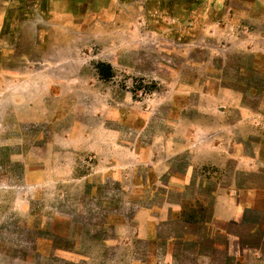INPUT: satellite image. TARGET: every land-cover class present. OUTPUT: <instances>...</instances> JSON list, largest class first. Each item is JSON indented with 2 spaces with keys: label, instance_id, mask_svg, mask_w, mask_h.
<instances>
[{
  "label": "rangeland",
  "instance_id": "374dc122",
  "mask_svg": "<svg viewBox=\"0 0 264 264\" xmlns=\"http://www.w3.org/2000/svg\"><path fill=\"white\" fill-rule=\"evenodd\" d=\"M99 15L46 34L37 16L8 19L26 34L0 64V264H264V179L249 172L264 171V24L220 0H114ZM236 148L251 160H230ZM187 164L207 184L190 216L251 207L218 223L237 240L170 252L161 238L182 227L146 225L167 170Z\"/></svg>",
  "mask_w": 264,
  "mask_h": 264
},
{
  "label": "crops",
  "instance_id": "0c3cea01",
  "mask_svg": "<svg viewBox=\"0 0 264 264\" xmlns=\"http://www.w3.org/2000/svg\"><path fill=\"white\" fill-rule=\"evenodd\" d=\"M219 1V0H217ZM225 1L226 7L233 16H240L241 18H249L256 16L258 20L264 24V0H220ZM100 2L110 3L114 0H0V64L3 59L9 57L8 54H4V51L12 50L17 44L20 45L24 42L23 36L26 34L24 27L19 28L18 23L10 18L24 19L25 17L37 16L40 19H44V24L39 29L40 32L53 33L55 30L62 29V26L57 25L67 21L70 24L75 23L76 19H85L90 16H98L100 14ZM30 8H27V7ZM31 15V16H30ZM100 16V15H99ZM46 19V20H45ZM72 27L69 28L71 30ZM263 33V32H262ZM264 34V33H263ZM15 48V47H14ZM235 151H239L237 154L229 155L230 160H237L239 162H246L251 158L242 151L241 148H236ZM195 164H187L186 168L182 172H173L167 170L168 181L160 182L162 191L161 203L158 205H151L150 208L154 212H149L146 215V225L152 224L153 228L161 226L180 225L183 229L180 234H172L169 232L165 237L161 238V243L169 244L170 252L176 242L183 243H197L200 246L207 240H214L218 236H224L228 240H237L236 236H233L230 232L224 228L218 226L219 221L224 223H238L240 218V212L245 209H251L249 205L239 204V207H235L236 210L232 215L227 217H220L217 213L214 214L210 219L196 216L192 217L187 211V195L193 189H199L200 187H206L207 184L205 179H201L196 171ZM262 179H264V171H252ZM149 179L147 186H150L149 190L154 191L156 182H152L151 179L155 174L156 170H150ZM245 174H249L248 171ZM259 184V183H257ZM254 188L255 194L264 193V186H251ZM148 188V187H147ZM249 194V192H248ZM252 194V193H251ZM177 196L178 200L174 197ZM197 202V199L195 200ZM199 202V201H198ZM205 207V205H203ZM258 209V208H256ZM197 215V214H196ZM194 226L204 230L203 233H192L189 229ZM258 230H252L250 233L255 234ZM155 230V235H150L146 229L145 239L148 241L158 240V235ZM239 240V239H238ZM264 243V239L261 240ZM262 247V246H261ZM261 247H257L256 252L261 250ZM220 248L218 244H215L213 250Z\"/></svg>",
  "mask_w": 264,
  "mask_h": 264
}]
</instances>
